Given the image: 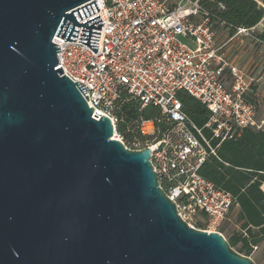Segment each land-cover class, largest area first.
Instances as JSON below:
<instances>
[{
	"label": "water",
	"instance_id": "water-1",
	"mask_svg": "<svg viewBox=\"0 0 264 264\" xmlns=\"http://www.w3.org/2000/svg\"><path fill=\"white\" fill-rule=\"evenodd\" d=\"M95 1L0 0V264H255L183 222L151 150L64 75L52 39L95 54Z\"/></svg>",
	"mask_w": 264,
	"mask_h": 264
},
{
	"label": "built area",
	"instance_id": "built-area-1",
	"mask_svg": "<svg viewBox=\"0 0 264 264\" xmlns=\"http://www.w3.org/2000/svg\"><path fill=\"white\" fill-rule=\"evenodd\" d=\"M202 1L96 0L104 24L95 54L56 35L52 42L59 46L56 59L64 75L87 87L86 103L96 120L108 116L114 123L110 114L123 91L141 107L159 110L156 120L140 122L145 143H135L132 150H151L159 186L183 222L194 228L201 217L206 222L203 231L222 235L218 228L233 205L232 197L198 170L208 154L215 155L211 140L221 143L245 128L264 129L255 106L245 100L255 80L230 64L224 53V47L238 36H264V0H252L261 12L259 22L235 29L220 45ZM179 36L196 47L188 48ZM257 40L264 44V39ZM181 91L207 110L202 127L184 112L177 98ZM204 130L210 132L209 138Z\"/></svg>",
	"mask_w": 264,
	"mask_h": 264
},
{
	"label": "trees",
	"instance_id": "trees-1",
	"mask_svg": "<svg viewBox=\"0 0 264 264\" xmlns=\"http://www.w3.org/2000/svg\"><path fill=\"white\" fill-rule=\"evenodd\" d=\"M202 5L209 14L210 24L222 23L230 29L231 35L237 28L256 25L261 18V12L252 0H203ZM260 38L264 39V36ZM177 98L188 118L202 127L208 119L205 107L183 91L177 93ZM110 115L114 119L115 133L126 148L132 150L135 143H145V137L139 132L140 122L156 120L159 110L152 105L141 107L137 99L123 91ZM204 135L209 138L210 132L204 130ZM210 145L215 149V155H207L198 173L231 195L233 205L228 214L234 213L236 224V229L229 232L227 225L218 231L221 234L228 232L224 238L229 246L252 259V253L259 246L264 247V192L261 189L264 185V129L245 128L221 143L211 140ZM202 221L196 222L194 228L204 230L206 222Z\"/></svg>",
	"mask_w": 264,
	"mask_h": 264
},
{
	"label": "crops",
	"instance_id": "crops-1",
	"mask_svg": "<svg viewBox=\"0 0 264 264\" xmlns=\"http://www.w3.org/2000/svg\"><path fill=\"white\" fill-rule=\"evenodd\" d=\"M234 38L232 41H235ZM242 41L237 40L230 45L224 47V53L227 61L230 64L236 65L242 69L246 75L252 77L255 82L251 86L250 92L245 96L246 98L254 96L259 99V104L264 110V46H248L243 52V56H240ZM252 104V103H251ZM264 120V118H261ZM264 192V185L261 186Z\"/></svg>",
	"mask_w": 264,
	"mask_h": 264
},
{
	"label": "rangeland",
	"instance_id": "rangeland-1",
	"mask_svg": "<svg viewBox=\"0 0 264 264\" xmlns=\"http://www.w3.org/2000/svg\"><path fill=\"white\" fill-rule=\"evenodd\" d=\"M213 29H216V34H217V44L220 45L222 43H224L227 39L228 36L231 35L230 29H226V27L224 25H220V24H213L212 26ZM260 39L258 35H254V38H248V37H243V36H238L236 37V42L237 40L242 41V48H241V52H240V56H243V52L247 49L248 46H253V47H257V46H264V44H262L261 42H259ZM179 40L185 44L188 48L190 49H194L196 47L195 43L187 38H184L182 36H179ZM235 41H231L230 43L227 44L230 45ZM227 79V78H226ZM229 82V79L227 80V83ZM249 102H251L256 109V118L257 120H260L261 118H264V110H262V107L259 104V99L254 96L248 97L246 98ZM116 134V133H114ZM114 137V135H113ZM116 138H120L117 134H116ZM203 218L198 217V219L196 220V222H201L203 223ZM229 220V222H228ZM223 225H227V230L228 232L231 230L236 229V224H235V217H234V213L231 212L230 214H228L227 216V220L225 222H222L221 225L219 226L222 227ZM218 228V229H219ZM228 232H223V236L226 237L228 236ZM252 259L255 261V263L257 264H264V247L259 246L258 249H256L253 253H252Z\"/></svg>",
	"mask_w": 264,
	"mask_h": 264
}]
</instances>
